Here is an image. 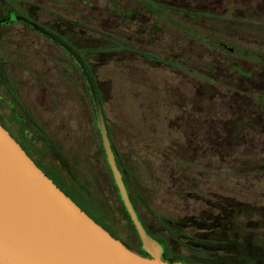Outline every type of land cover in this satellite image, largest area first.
<instances>
[{
	"label": "rangeland",
	"instance_id": "1",
	"mask_svg": "<svg viewBox=\"0 0 264 264\" xmlns=\"http://www.w3.org/2000/svg\"><path fill=\"white\" fill-rule=\"evenodd\" d=\"M111 1L122 9L142 10L135 0ZM149 1L151 5L142 11L148 13L153 40L140 44L138 37L137 47L128 44L124 33L126 46L134 52L122 55L107 41L123 30L115 24L119 19L112 16V6L105 0H0V20L13 11L27 17L23 13L29 11L53 30L74 28L79 48L88 47L89 74L132 203L143 223L165 244V261L197 264L211 258L206 246L195 242L187 227L192 223L189 219L209 218L231 204L253 209L252 223L264 219L260 217L264 216V124L253 110L249 123L242 126L231 121L241 117V108H247L248 102L222 86L230 77L236 86L249 85L257 95L258 83L237 75L226 63L236 62L237 69L250 73L259 70L254 58L242 54L264 57V0ZM166 6L172 8L165 10ZM181 24L184 33L178 29ZM206 39L226 42L238 52L227 56ZM15 47L24 48L21 61L43 81L42 88L31 82L22 95L40 115L34 121L45 124L48 137H41L40 146L9 126L8 130L89 218L126 248L138 251L139 239L102 153L84 77L75 67L70 78L64 77L61 62L52 58L64 59V54L38 34L21 24L1 26L0 55ZM163 58L169 66L162 65ZM181 61L196 69L197 75L185 76ZM213 61L225 68L215 67L217 74H205L206 65ZM0 75L6 76L5 72ZM26 76L22 71L14 77ZM260 85L264 92V84ZM50 86L51 92L44 89ZM50 100L52 109L47 107ZM185 112L186 116L181 114ZM0 118L5 121L2 110ZM34 121L30 127L35 135ZM209 122L213 123L211 133Z\"/></svg>",
	"mask_w": 264,
	"mask_h": 264
},
{
	"label": "water",
	"instance_id": "2",
	"mask_svg": "<svg viewBox=\"0 0 264 264\" xmlns=\"http://www.w3.org/2000/svg\"><path fill=\"white\" fill-rule=\"evenodd\" d=\"M72 56L82 71L102 150L119 199L147 257L126 248L80 210L0 125V264H181L162 259L163 246L142 227L118 171L92 79L68 45L23 18Z\"/></svg>",
	"mask_w": 264,
	"mask_h": 264
},
{
	"label": "flooded vegetation",
	"instance_id": "3",
	"mask_svg": "<svg viewBox=\"0 0 264 264\" xmlns=\"http://www.w3.org/2000/svg\"><path fill=\"white\" fill-rule=\"evenodd\" d=\"M105 1L108 4H111V6H112V13H111L112 16L114 18H116L117 20L119 19L118 23L116 22L115 24L118 25L120 31L123 30L122 31L123 33L119 32L116 37L113 35V37H112L113 41H112V39H110L111 37H108L107 41H109L111 44H113L114 47L115 46L117 47L115 52H117L119 55H122V52H125V51L133 53L134 51L131 50V48H128L126 46L127 41H128L129 45H136L137 47H139V45L142 44V41L146 43L148 40H153V37H151L153 35L152 34V31H153L152 24L147 23L146 17H145L146 16L145 14H148V13L147 12L143 13V11H142V10H145L144 8H147L151 5V2L149 0H135L137 2V4H140L142 6V10H140L136 7L126 10V9H122L120 6H118L116 2L113 3L111 0H105ZM170 8H172V7L166 6L165 10H169ZM35 9H37L39 11L41 8L39 9V7H37ZM13 12L14 13L12 16H6L2 20H8L12 17L23 18V19L27 20L28 22L35 24L39 28L46 30L53 37H55L56 39H58L62 43L68 45L75 53H77L80 56L82 62L84 63L85 69L89 73L88 47L84 46L82 48H79L78 39H77L79 37H77L75 35V33H74L75 30L73 27L67 26V27H61L59 29L53 30L51 27L49 28L48 26L41 24L40 22H37L35 19L36 16L32 15L33 13H30L29 11L28 12L24 11L25 13H23L27 17L21 15L19 12H15V11H13ZM138 13L141 14V17L138 16ZM2 20H0V21H2ZM17 24H21L22 28L29 30L30 32H33L35 34H38L40 37H42L44 40H46L47 42L52 44V46H54L56 49L60 50L64 54V59H61L58 57H57L58 58L57 59L55 56H52L53 59L61 62L60 65L58 63H57V65H59L61 67V71L65 75L64 77H66V78L71 77V75H72L71 69L73 67H75L76 70L83 76L81 69L75 63V61L71 55H69L67 52H65L61 47H59L52 40L44 37L39 32H35L28 24H26L22 21H16V22H7L6 25L1 24L0 27L1 26L2 27H9V26L11 27V26H16ZM178 29L180 31H182L183 33L186 30L184 25H182V24H181V27H179ZM195 29H197V27ZM163 32H164V30H163ZM124 33H126L125 36H127V34H128V36H127L128 40L127 41H125V39H123V37H122V35ZM138 37L140 38V42H141L140 44L137 43ZM141 38H145V40H142ZM104 40H106V39H104ZM206 40L208 42H210L211 44H213L214 47H216V49H218L221 53L227 54V56L237 54V52H238L234 48L229 47V45L226 42L225 43H221V42L215 43L212 40V42H214V43H212L210 39H206ZM12 50L14 52L13 54H12ZM23 50H24V48H18V47L16 48L15 47V48L11 49L9 54L0 55V73L5 72V74H6L4 79L0 75V110H2L4 119H5V121H3L0 118V125L16 143H17V140L14 138V136L8 130V128H7L8 126L11 129L15 130L16 132H18L19 135H23L25 138H27L31 144H33L34 142L37 141L39 143V145L41 146V144H40L41 137L47 136L44 133L45 130H43V129H46L45 124H43L42 121H34V118H36V117L40 118V115L36 113V110L33 109V107H31V105L29 103L24 101L22 91L24 89L28 90L27 85L31 84V82L34 85L42 88L43 81L40 80L39 76L33 71V69H31L30 66H28L27 64L25 65L23 63V61H21V59L23 60L22 56H24ZM84 54H86V55H84ZM135 54L137 55L138 51H135ZM139 55H141L142 57H147L145 55V53H142L141 51H139ZM242 55L244 56V58H247V56L250 58H254V60H256L255 63H257L259 70L250 73L249 71H246L244 69H237L236 62H234V64L229 63L228 62L229 60H227L226 66H228L229 69H231L232 71H236L237 75L241 76L242 78H244L246 80L252 79V80L256 81V83H258L257 84L258 91L256 93L257 95L254 96V94L252 92H250V89L248 87L249 85L247 87L242 88V87L236 86V81L235 80L232 81L230 79V77L228 78V80H224L222 86L225 88L226 91L232 92L235 94H242L241 96H243V98L248 102V105H246L247 108L244 106H243V108H241V111H242L241 117L236 118V120L232 119L231 121H236L237 125H242L245 122L249 123V121L251 120L250 119L251 118L250 110H253L255 112V114L257 115L258 122L264 124V101H263L264 92H262V89H261V88H263V86L260 85V84H264V57H261V55H259V54L258 55H251V54L244 53ZM235 56H237V55H235ZM65 57H67L68 59L67 58L65 59ZM237 59H239V56L237 57ZM69 62H70V64H69ZM62 63L64 64V66H62L63 65ZM162 65L163 66H169L170 64L168 63V61L166 59H164V60H162ZM180 65H181V69H183L185 76H189L192 74H193V76L197 75L196 69L195 70L190 69L184 61H181ZM215 67H217V70H218L219 67L221 69H223L224 66L220 63L219 64L214 63V61H213L210 63V65H206V68H205V70H203V72H205V74L216 73L214 70ZM22 71L25 73V75H27L26 77H24L23 79L21 77H17V78L14 77L15 74H18ZM220 72L221 71H219V73ZM220 75L223 76L222 74H220ZM225 75H228V74L226 73ZM90 77H91V75H90ZM92 82H93V80H92ZM93 85H94V82H93ZM94 87H95V85H94ZM36 89L37 88L33 87V94L36 93L35 92ZM44 89L46 91L51 92L53 87L52 86L46 87V88L44 87ZM52 97H54V96H52ZM252 104H253L254 108H253ZM37 106L39 108V104ZM47 107H50L52 109L53 106H52L51 100L48 101ZM208 113L210 114V112H208ZM181 114L185 115L186 112L181 113ZM200 116H201V109H200ZM200 118H199V120H200ZM211 120H213V119H211ZM226 120L229 121V119H226ZM17 121H18V123H17ZM31 121L35 122V130H36L35 135L33 132L34 129H32V127H30ZM20 122H22V123H20ZM259 123L256 122L255 125L259 126ZM247 124H245L246 127L248 126ZM209 125H210V133H211L213 123L209 122ZM35 136H36V138H35ZM20 148L22 149L21 146H20ZM121 178H122V176H121ZM123 183H124V180H123ZM124 185H125V183H124ZM125 188H126V186H125ZM126 191H127V188H126ZM127 194H128V191H127ZM128 197H129V200H130V202H131V204H132V206H133V208L137 214V217H138L142 227L144 228L145 232L153 240L160 242L162 244V246H163L162 259L166 260V257L164 255V250H165L164 243L161 240H159L154 235V233H152L150 231V229L148 228V226L145 225V223H143L138 211L136 210L134 204L132 203V200H131L129 194H128ZM132 251L141 255V256L147 257V255L141 250V244L139 245L138 251H135V250H132Z\"/></svg>",
	"mask_w": 264,
	"mask_h": 264
},
{
	"label": "trees",
	"instance_id": "4",
	"mask_svg": "<svg viewBox=\"0 0 264 264\" xmlns=\"http://www.w3.org/2000/svg\"><path fill=\"white\" fill-rule=\"evenodd\" d=\"M97 134L100 139L98 131ZM109 143L115 159L116 167L123 179V175L117 164L116 155L111 145L110 139ZM102 153H104L103 150ZM37 167L39 168V166ZM39 169L41 170V168ZM107 169L110 174L108 165ZM55 186L59 188L81 210L83 209V207L75 202L62 188L59 187V185L55 184ZM252 211L253 209L250 211L244 210L242 205L231 204L221 206L219 209H217L216 214L210 215L211 217L209 218L198 216L195 219H189L192 223L189 222L187 227L193 231V238L196 239L195 242L206 246V251L211 258L209 261L197 262V264H264V219L259 218L257 221L252 223L251 218L254 215V212ZM124 213H126L125 210ZM260 217L264 218V216ZM252 224H254L253 226L255 227H252ZM253 230H255V232H253ZM210 246L213 247L212 250L208 249ZM166 254L167 250L165 246L164 255L166 256ZM184 262L188 264L194 263H190V261Z\"/></svg>",
	"mask_w": 264,
	"mask_h": 264
}]
</instances>
